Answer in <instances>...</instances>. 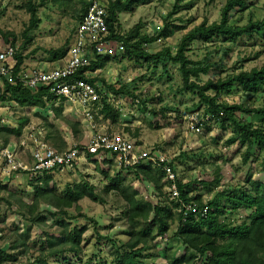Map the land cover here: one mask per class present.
<instances>
[{"label": "rangeland", "instance_id": "obj_1", "mask_svg": "<svg viewBox=\"0 0 264 264\" xmlns=\"http://www.w3.org/2000/svg\"><path fill=\"white\" fill-rule=\"evenodd\" d=\"M28 1H2L0 28L4 32L14 33L16 43L13 47L1 39L0 48L11 46L18 55L25 57V74L35 68L53 70L63 67L75 44L80 22L78 14L88 0H66L65 5L64 2L51 1L45 7H40L41 22L36 31L29 33L34 41L23 50V34L31 18L26 7ZM226 1L142 0L131 12L119 14V31L126 34L141 23L142 34H156L164 26L166 18H170L169 14L175 4H178L180 9L170 21L173 26L183 25L188 29L180 31L171 26L165 37L145 47L152 54L165 47L176 53L181 38L194 26L204 20L209 23L220 20ZM33 2L35 5L40 4V0ZM232 15L231 23L237 26H245L251 20H261L264 18V0H249L245 9H237ZM113 45L117 46L116 43ZM187 55L193 61L208 58V63L216 64L207 76H202L201 83L204 84L208 80L217 81L230 74L264 65V42L261 38H256L243 42L219 39L207 45L194 43ZM90 56L93 59L94 54L91 53ZM112 58L100 72H88L87 76L106 81V85L99 82L98 89L102 98H106L115 111L119 110L120 116L114 123L112 119H106L105 115L100 114L97 116L95 129L89 128L87 122L82 121L68 104H63L61 119L54 115L60 103L49 105L47 109L17 105L9 99L3 79H0V148L11 146L23 150L21 143L30 128H39L46 135L45 126H48V122L62 132L67 149L87 143L89 136L109 133L122 135L148 151L165 154L169 160L174 161L179 181L188 185L187 190L191 196H201L205 204L216 201L225 205L224 193L229 195L238 188H249L250 181L264 182L261 159L255 155L245 165L243 155L246 149L240 148L238 143L229 144L234 136L233 126L229 122L225 125L226 130L223 129L222 122L215 119L210 126L208 124L203 128L200 135L189 132L187 116L199 109L204 115L205 106L200 104L197 95L181 93L183 80L179 65L168 63V74H165L161 64L155 67L144 60L129 59L124 55V50L118 49ZM110 86L118 90L121 87L128 88L141 101L124 94L116 95ZM218 101L242 105L247 109L260 108L264 107V92L251 96L237 85L230 93H222ZM144 104L148 111L143 109ZM238 117L246 121L252 118L243 113H239ZM66 120L82 122L78 136L72 132ZM21 126L24 127L20 137L4 131L18 130ZM22 152L25 153H20L22 161L30 159L25 150ZM104 172L109 178L122 174L128 179L127 183L139 190L141 197L151 202L156 200L152 185L138 181L132 173L122 168L115 155L104 153L95 159L83 158L75 169L52 175L49 183L50 188H54L59 195L65 194L70 188L75 189L88 183L94 188V194L99 200L93 201L87 197L79 201L78 208L68 209L67 216L53 215L55 211L41 205V214H37L36 218L40 215L45 216L46 220L34 223L32 215L25 216L22 213L18 202L32 204L35 198L32 184L36 182L32 183L31 176L26 172H9L7 163L0 155V252L3 254L0 264H37L35 260L48 252L50 240L57 237L64 226L69 230L84 229L82 252L80 255L66 254L48 258V264H114L118 250L130 240L125 216L127 205L119 195L105 193L110 180ZM219 176L221 181L217 183ZM249 213L250 211H239L228 214L227 217L236 223H242ZM174 232L176 226L172 227L166 240L159 239L158 245L150 251V254L156 255L152 258L153 263L168 264V254L174 258L182 254L183 247L171 240ZM166 247L171 249L167 252Z\"/></svg>", "mask_w": 264, "mask_h": 264}, {"label": "trees", "instance_id": "obj_2", "mask_svg": "<svg viewBox=\"0 0 264 264\" xmlns=\"http://www.w3.org/2000/svg\"><path fill=\"white\" fill-rule=\"evenodd\" d=\"M2 1L0 0V7ZM33 1L29 0L26 5L31 18L29 26L23 34L25 37L22 44L23 50L34 41L33 36L29 33L36 31L41 22L39 8L45 7L51 1L64 2V5L66 3V0H40V4L35 5ZM248 1L227 0L222 8L220 20L213 23L204 20L194 26L183 35L176 53L165 47L152 54L145 47L165 37L171 26L180 31L188 29L187 26L183 25L173 26L174 24L170 21V18L180 9L179 5L175 4L173 11L169 14L170 18H166L164 26L158 33L153 35L142 34V25L139 23L128 33L123 34L119 31L121 29L119 14L131 12L142 0H111L107 17L109 31L107 39L114 43L123 44L124 55L129 59L144 60L149 64H154L155 67L161 64L165 74H168V63L179 65L183 80L181 93L197 95L200 104L205 106L204 115L212 114L214 117L205 126L208 124L210 126L217 119L222 122L223 129L226 130L225 125L229 122L234 129V136L229 144L238 143L240 148L246 149L243 155L244 164L247 165L252 157L257 155L264 168V107L247 109L242 105H229L218 101V97L222 93H230L237 85L241 86L244 93L251 96H257L260 92H264V65L249 71L242 70L239 73L230 74L217 81L208 80L202 84V76H207L216 64L208 63V58L193 61L187 55L194 43L207 45L213 44L219 39L243 42L246 39L253 41L256 38H261L264 42V35H261L264 32V18L256 21L251 20L245 26H237L231 23L233 12L237 9H245ZM88 7L89 3L86 2L79 12V24L86 15ZM1 39L15 47L16 36L14 33L4 32L0 28V41ZM11 40L12 42H10ZM93 54L94 57L90 66L80 71L76 78L89 82L99 91L98 83L106 85V81L102 78L89 77L85 73L100 72L113 58L109 55H97L95 51ZM15 62L12 74L14 84L3 79L9 99L21 107L37 109H47L49 105L55 106L60 103V107L54 111L56 113L54 115L58 119L63 118V104H66V100L54 93L52 86H43L36 90L29 89L21 80L25 57L16 53ZM110 88L116 95L124 94L133 97L135 100H140L139 96L130 93L128 88L121 87L119 90L112 86ZM103 103L104 107L97 116L105 115L106 119L110 118L115 123L120 116L119 110L115 111L106 98L103 99ZM143 109L148 111L145 104ZM200 111V109L192 111L190 114ZM239 113L252 118L250 121L241 120L238 117ZM155 115L156 113H154ZM66 122L75 135L78 136L81 133L82 122L69 120ZM46 125L48 126H45V140L54 149L58 152H66L71 149H67V143L59 129L48 122ZM23 127L21 126L18 130L6 129L4 131L20 137ZM81 145L75 147L80 148ZM87 157L95 159L98 155L89 154ZM171 166L175 170L174 161ZM124 170L132 173L138 181L152 185L156 193V200L151 202L141 197L139 190L134 189L131 183H127L128 179L124 178L122 174L109 178L104 172L110 180V185L106 187L105 193L113 192L119 195L127 205L125 216L129 225L127 235L130 240L122 249L118 250L114 264H156L152 262V258L156 255L150 254V251L158 245L159 239L163 241L168 238L173 226H176V232H174L171 240L174 244H180L183 247V252L177 258L168 254V264H264V182L250 181L249 188H238L229 195L224 193L223 197L226 199V203L222 205L216 201L205 204L201 196H191L187 190L188 185L179 181L181 201L185 204L195 203L201 210L186 216L185 210H181L182 204L171 200L168 191H165L168 183L162 170L147 163H141L134 168H124ZM51 178L52 175L49 174L36 178L31 177L32 183L36 182L32 184L34 185V201L32 204L18 202L22 213L25 216L32 215L31 220L34 223L46 220L45 216L40 217L39 215L36 218L37 214H41L39 212L41 205L55 211L52 213L53 215L67 216L68 209L78 208L79 201L87 197L93 201L99 200L94 194V188L88 183L79 185L75 189L70 188L65 194L59 195L54 188H50ZM220 181L221 177L219 176L217 183ZM51 211L48 212L51 213ZM239 211H250L242 223H236L227 217L228 214ZM84 232V229L69 230L67 226H64L61 233L50 240L48 252L35 261L37 264H48L47 259L54 256L80 255ZM170 249V247H166L167 252ZM2 256L3 254L0 252V258Z\"/></svg>", "mask_w": 264, "mask_h": 264}, {"label": "built area", "instance_id": "obj_3", "mask_svg": "<svg viewBox=\"0 0 264 264\" xmlns=\"http://www.w3.org/2000/svg\"><path fill=\"white\" fill-rule=\"evenodd\" d=\"M110 1L88 0L87 13L76 30L75 44L63 67L53 70L35 68L29 74H21V80L31 90L52 86V91L60 98H64L71 110L92 129L96 128V116L104 107L103 98L95 86L76 76L90 66L92 61L90 54L94 51L100 56H115L118 49L124 50L123 44L116 43L115 46L113 41L107 39ZM15 55L16 50L11 46L0 48V79H5L11 84H14L12 74L16 63ZM213 118L212 114L202 115L200 112L189 114L186 118L187 129L193 134L200 135L205 124ZM29 131L21 143L23 150L11 146L0 148L1 158L7 163L9 172L23 171L31 177L55 175L75 169L78 162L83 158L87 159L89 154L100 156L109 153L115 155L125 169L134 168L141 163L159 168L165 174L169 197L182 204L181 210H185V215L201 211L197 204H185L181 201L179 177L171 166L173 161L161 152L148 151L122 135L109 133L89 136V141L83 143L80 148L73 147L66 152H58L45 140V134L41 129L32 127ZM24 150L27 156L30 155V159L26 161H22L20 157V153L25 154L22 152ZM203 213L205 215L206 210Z\"/></svg>", "mask_w": 264, "mask_h": 264}, {"label": "crops", "instance_id": "obj_4", "mask_svg": "<svg viewBox=\"0 0 264 264\" xmlns=\"http://www.w3.org/2000/svg\"><path fill=\"white\" fill-rule=\"evenodd\" d=\"M43 67H45V66H43Z\"/></svg>", "mask_w": 264, "mask_h": 264}]
</instances>
